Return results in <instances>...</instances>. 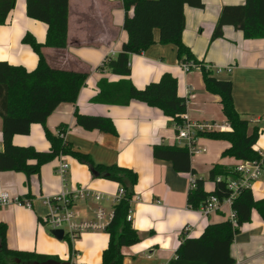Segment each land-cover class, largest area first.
Listing matches in <instances>:
<instances>
[{
    "label": "crops",
    "instance_id": "1",
    "mask_svg": "<svg viewBox=\"0 0 264 264\" xmlns=\"http://www.w3.org/2000/svg\"><path fill=\"white\" fill-rule=\"evenodd\" d=\"M202 1L204 7L188 4L184 7L183 41L199 60L211 66L217 78L232 82L237 111L250 120L252 127L262 129L254 149L264 155V38H247L241 30L225 25L223 36L213 39L223 7L243 4L245 0ZM69 9L64 46L46 44L47 25L28 16L26 0H16L6 23L0 24V60L9 64V112L27 113L28 91L40 58L35 48L24 42L27 35L41 45L51 66L88 73L90 76L76 103H61L48 117L46 126L58 133L59 126L66 125V140L75 150L89 154L96 164H117L138 173L129 215L140 241L122 248L123 264H169L185 236L198 237L208 224L232 219L233 209L227 203L208 214L200 208H191L188 205L189 177L207 179L215 164L235 167L241 160L223 155L231 145L228 140L198 136L195 145L201 152L193 153L189 149L193 171L178 172L171 161L153 155V146L157 143L187 146L185 139H177L171 116L158 107L136 100L126 106L92 103L90 99L97 92L100 78L121 79V76L101 71L100 67L108 56L119 53L128 40L124 29L126 9L123 0H69ZM154 37L153 45L130 56L131 79L135 85L142 88L159 80L164 72H171L178 78V93L187 98L186 117L190 122H211L216 124L215 130H230L221 96L207 90L202 71L183 70L177 46L161 43L159 29L154 30ZM76 109L83 114L109 116L117 134L87 130L78 125ZM2 127L0 116V150L3 149ZM13 142L39 150H49L51 146L40 123H33L29 134H15ZM61 161L69 164L65 182L57 173ZM39 173L33 175L28 184L23 172L0 171V194L9 192L32 202L30 209L15 202L0 205V220L8 226V246L57 256L64 261L70 259L75 264L100 263L109 244L106 230L86 229L78 237L64 234L63 239L57 238L50 234L44 222L49 213L44 198L60 192L64 183L69 188L82 185L112 197L120 184L96 176L89 165L71 155H61L44 164ZM213 188L214 182L207 180L205 189ZM251 189L255 198L264 197V175ZM102 200H107L108 208L103 206ZM102 200L78 201L73 208L77 221L94 220L99 205L112 209L114 204L110 199ZM67 235L70 241L65 238ZM231 255L235 264H264V219L257 209H253L251 220L235 235Z\"/></svg>",
    "mask_w": 264,
    "mask_h": 264
},
{
    "label": "trees",
    "instance_id": "2",
    "mask_svg": "<svg viewBox=\"0 0 264 264\" xmlns=\"http://www.w3.org/2000/svg\"><path fill=\"white\" fill-rule=\"evenodd\" d=\"M15 2L16 0H0V24L6 23ZM123 3L126 9L124 29L128 33V40L124 42L119 53L108 56L100 67L101 71L121 76V79L111 81L108 77L100 78L96 84L97 92L90 101L120 106L129 105L134 100L141 101L160 108L165 115L173 118L174 124L182 125V115L187 112V98L178 93L176 76L171 72H164L159 80L142 88L136 86L131 79V54L141 53L153 45L156 42L154 30L159 29L160 42L175 44L180 62L200 64L207 90L221 96L223 112L231 129L199 130L197 135L228 140L231 145L223 151L224 156L260 161L262 156L254 149V145L262 129L258 126L252 127L250 120L243 118L237 111L233 101L232 82L217 78L211 66L199 60L190 46L183 41L186 28L184 7L186 4L204 7L203 1L123 0ZM26 8L28 16L47 25V45L67 44L69 0H26ZM130 9H133L132 13L129 12ZM225 25L241 30L247 38H264V0H245L243 4L224 6L213 39L223 36ZM24 40L35 48L40 57L30 83L25 114L14 115L9 112V64L6 60H0V116L3 119L0 171L23 172L30 184V178L39 175L44 164L61 155H71L89 165L96 176L118 182L124 188V194L113 206L114 217L106 228L109 244L98 264H123L122 248L140 241L132 220L128 219L138 173L132 168L117 164H96L89 154L75 150L72 143L66 140V125L61 124L58 133L46 126L48 117L61 103H76L90 75L51 66L41 50V45L32 36L27 35ZM75 117L76 123L87 130L117 134L115 124L109 116L83 114L76 109ZM33 123L44 126L45 135L51 144L49 150H39L32 145L23 146L13 142L15 134H29ZM153 155L157 159L171 161L178 172L193 171L191 153L187 146L157 143L153 146ZM238 177L240 173L234 166L215 164L207 179L196 178V188L188 193V205L198 209L213 196L220 200L226 199L231 195L228 178ZM207 180L214 182L211 191L205 189ZM232 209L235 220L227 218L210 223L198 237L185 236L176 250V257L169 264H235L236 260L231 255L234 237L251 220L253 209H257L264 219V197L257 199L251 188H241L233 200ZM7 229V223L0 220V264H34L50 258L61 260L57 256L10 248L7 244ZM65 238L70 241L68 235Z\"/></svg>",
    "mask_w": 264,
    "mask_h": 264
},
{
    "label": "built area",
    "instance_id": "3",
    "mask_svg": "<svg viewBox=\"0 0 264 264\" xmlns=\"http://www.w3.org/2000/svg\"><path fill=\"white\" fill-rule=\"evenodd\" d=\"M107 59V58H106ZM105 59V60H106ZM181 67L185 71L192 69L201 70V65L194 62H180ZM182 125H176L177 139H185L187 141V147L193 153L201 152V149L196 148L195 140L198 137L197 132L199 130H213L216 128V124L211 122L192 123L186 117V114L182 115ZM65 135V134H64ZM260 161L258 160H241L236 166V170L240 173L238 178H228V187L231 190V195L224 200H220L217 197H211L200 209L208 214L215 210L220 209L223 204L227 203L232 206L234 198L238 195L241 188H252L253 184L258 181L264 175V155ZM69 164L65 161H61L57 167V173L62 177L65 182L66 173ZM221 180V178H218ZM196 188V178L194 175L189 177V190ZM124 194V188L120 187L118 192L112 197H106L103 193L96 190L88 189L82 185H77L74 188H69L66 183L60 192L52 195L45 196L44 202L49 206V213L44 217V222L52 229H63L64 234L70 235V237H78V235L86 229L93 230H106L107 226L114 217V208L106 210L101 205L95 209L94 220L77 221L74 212L75 204L80 200H92L100 201L104 198L110 199L113 204L120 201ZM15 202L26 208H32V202L28 198H24L18 195H11L9 192H2L0 194V205ZM114 206V205H113ZM128 219H131L128 214ZM232 220H235V212L232 213ZM185 230H188L187 228Z\"/></svg>",
    "mask_w": 264,
    "mask_h": 264
},
{
    "label": "water",
    "instance_id": "4",
    "mask_svg": "<svg viewBox=\"0 0 264 264\" xmlns=\"http://www.w3.org/2000/svg\"><path fill=\"white\" fill-rule=\"evenodd\" d=\"M51 233L56 236L57 238L63 239L64 237V230L63 229H52ZM34 264H71L70 260L69 261H64V260H57L50 258L48 260L42 261V262H34Z\"/></svg>",
    "mask_w": 264,
    "mask_h": 264
},
{
    "label": "rangeland",
    "instance_id": "5",
    "mask_svg": "<svg viewBox=\"0 0 264 264\" xmlns=\"http://www.w3.org/2000/svg\"><path fill=\"white\" fill-rule=\"evenodd\" d=\"M99 203H101V202H99ZM102 203H103V206L105 207V208H108V205H109V203L107 202V200L106 201H103L102 200ZM52 230V228H50L49 226H48V231L50 232ZM99 231V230H98ZM50 234H52L51 232H50ZM69 245V244H68Z\"/></svg>",
    "mask_w": 264,
    "mask_h": 264
}]
</instances>
